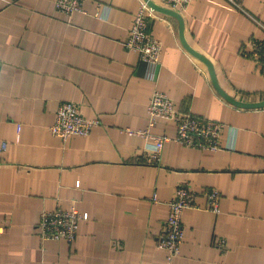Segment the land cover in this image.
<instances>
[{"label": "crops", "instance_id": "1", "mask_svg": "<svg viewBox=\"0 0 264 264\" xmlns=\"http://www.w3.org/2000/svg\"><path fill=\"white\" fill-rule=\"evenodd\" d=\"M236 2L242 9L191 2L181 12L185 37L212 61L225 92L263 100V68L240 50L264 38V0ZM139 3L85 0L66 16L54 0H0V264H264V107L223 98L182 45L178 20L160 12L148 21L162 44L149 68L124 46ZM156 88L177 108L225 123L221 148L171 140L160 163L137 162L151 141L123 130L147 126ZM62 100L100 124L62 141L49 129ZM151 131L175 134L163 120ZM180 182L221 196L216 211L203 197L183 211V241L168 261L157 236ZM57 207L82 214L72 242L39 235L41 212Z\"/></svg>", "mask_w": 264, "mask_h": 264}, {"label": "built area", "instance_id": "2", "mask_svg": "<svg viewBox=\"0 0 264 264\" xmlns=\"http://www.w3.org/2000/svg\"><path fill=\"white\" fill-rule=\"evenodd\" d=\"M160 5L175 11H184L194 0H153ZM238 9H242L236 0H230ZM85 0H54L55 9L60 13L71 16L84 10ZM246 13V11L242 10ZM157 11L152 9L145 0H140L134 14L128 37L124 46L136 51L140 58L149 66L156 68L160 63L162 50L161 41L149 33L148 21ZM264 28V25H262ZM249 45H243L240 53L261 64L264 71V38L252 37ZM249 46V47H247ZM147 126L141 130L125 129L129 135L141 136L151 142L144 148L141 155L136 156L137 162L146 164L160 163L163 146L168 141H175L185 147L216 151L221 148L220 136L226 124L177 108L175 101L159 89H154L147 107ZM163 120L174 126L175 134H156L151 128ZM100 124L99 118H87L82 113L80 104L72 100H62L56 110L54 122L49 127L50 132L66 141L71 136H87L92 129ZM6 144H2V149ZM221 193L215 187L195 188L187 182H180L170 200H168V215L161 221L157 236V245L166 251V259L170 261L177 256L183 241L184 226L182 215L186 208H200L198 199L203 197L206 208L216 211L219 206ZM153 200L156 201V198ZM80 211L72 207H60L43 210L40 214L38 230L42 239L72 242L77 236ZM218 244L223 246L224 240Z\"/></svg>", "mask_w": 264, "mask_h": 264}, {"label": "water", "instance_id": "3", "mask_svg": "<svg viewBox=\"0 0 264 264\" xmlns=\"http://www.w3.org/2000/svg\"><path fill=\"white\" fill-rule=\"evenodd\" d=\"M148 5L154 9L157 12L172 16L174 18H176L178 20V24H179V39L182 43V45L185 47V49L192 54L194 57H196L197 59H199L202 63H204V65L207 67V70L209 72L210 78L212 80V83L216 89V91L223 97L225 98L227 101H229L230 103L239 106V107H243V108H260V107H264V99L263 100H259V101H253V102H248V101H241V100H237L236 98L232 97L230 94H228L227 92L224 91V89L221 87V85L218 82L217 76H216V72L214 69V65L212 63V61L206 57L204 54H202L201 52H199L198 50H196L195 48H193L189 42L187 41L186 37H185V33H184V19L182 16V13L175 11L171 8L165 7L163 5H160L158 3H156L153 0H145Z\"/></svg>", "mask_w": 264, "mask_h": 264}]
</instances>
